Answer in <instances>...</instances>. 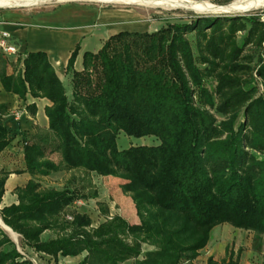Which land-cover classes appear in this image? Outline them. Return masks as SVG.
I'll return each mask as SVG.
<instances>
[{
	"label": "trees",
	"instance_id": "1",
	"mask_svg": "<svg viewBox=\"0 0 264 264\" xmlns=\"http://www.w3.org/2000/svg\"><path fill=\"white\" fill-rule=\"evenodd\" d=\"M65 68L70 97L45 53H29L18 72L0 70L6 93L43 99L46 132L23 147L31 180L18 205L0 210L20 249L79 264H190L220 225L264 236V19L259 15L193 16L154 33H119ZM1 62L5 64L4 60ZM31 115L34 106H29ZM6 113L0 106V119ZM220 118L221 120H217ZM120 135L156 145L117 146ZM0 126V154L9 146ZM56 155L58 162L49 157ZM65 172L81 189H42ZM116 178L139 224L114 216L91 229L64 213L91 188L90 175ZM9 173L0 172V204ZM90 197L95 198L94 192ZM107 216V210L102 209ZM56 233L42 242L41 235ZM0 264H32L0 230ZM154 251L142 253V246ZM210 264V263H209ZM221 264H238L232 257ZM264 264V263H262Z\"/></svg>",
	"mask_w": 264,
	"mask_h": 264
},
{
	"label": "crops",
	"instance_id": "2",
	"mask_svg": "<svg viewBox=\"0 0 264 264\" xmlns=\"http://www.w3.org/2000/svg\"><path fill=\"white\" fill-rule=\"evenodd\" d=\"M16 11L15 14L0 13V32H5L10 35L11 42L16 46L19 53L17 58H7L0 54V70L5 68L8 75L18 72L20 68V66L16 64L18 59L21 61L26 54L41 52L47 55L50 65L62 82V77L64 79H69L68 76H65V68L70 54L76 46H79V52L74 64V69L76 71H81L82 56L84 53L89 52L95 54L110 37L119 33H139L140 28L130 12L108 11L95 7L78 6L76 4H65L50 10ZM1 59L4 60L5 64L1 62ZM0 106L4 107L6 111L5 115L0 119V126L8 131L11 140L9 146L0 154V172L9 173L4 185V195L0 204L1 210L12 205H18L15 191L17 189H23L31 180L30 175L25 172L23 147L26 142H29L37 134L38 130L41 132L47 131L48 121L45 117L44 110L46 107L50 106V103L43 99H32L29 96H26L25 101L19 100L17 96L6 93L0 83ZM29 106H34L35 108V114L33 116L30 110L27 109ZM14 163L18 167L17 169L12 168ZM59 174L69 175L68 182H70L71 187L67 189L80 190L81 186L84 185H81L79 175L59 172L40 179L39 183L41 188L43 180L46 181V179L51 176ZM109 178L111 177L102 178L95 174H91V188H87L82 192V195L87 196V198L77 199L66 209L65 213L67 211L72 212V214L69 215L70 217L74 214L85 215L91 221L90 227H93L91 229L97 228L100 224L94 226L89 213H82L79 210L88 205L86 202H92L95 205V209L98 210L96 213L100 216L101 220H104L108 215H114L115 204L113 205V209H111L109 205V203H111L109 194L105 193V196L103 194L104 191L97 188L100 180ZM87 192L90 194L94 192L96 197H90V194H87ZM127 196L128 195H124L120 189L121 199H129L126 198ZM77 201L82 202L83 206L75 207L74 204ZM102 209L107 210V216L103 215ZM118 211L121 213L120 209H117V212ZM114 216L122 218L129 225L139 224L136 213L133 214L134 217L132 218V222H128L119 214H115ZM102 223H104V221ZM0 230L2 232L4 231L1 227ZM10 231L12 232V230ZM13 234L17 236V238H20L17 234ZM7 237L16 246L17 251L24 257L23 260H28L33 264L25 254V250L29 249L25 248L22 251L18 248L17 241L15 244L14 239L12 240L10 236ZM55 237V232L46 231L41 235L40 240L42 242H47L55 239ZM17 238L15 240H17ZM31 253L40 260H51L42 254H35L33 251H31ZM84 256L85 255H81L76 258L59 257L57 264H79ZM51 262L54 264L53 260H51Z\"/></svg>",
	"mask_w": 264,
	"mask_h": 264
},
{
	"label": "rangeland",
	"instance_id": "3",
	"mask_svg": "<svg viewBox=\"0 0 264 264\" xmlns=\"http://www.w3.org/2000/svg\"><path fill=\"white\" fill-rule=\"evenodd\" d=\"M193 2H208L212 5L219 6V7H227L229 6L234 0H189ZM65 4H76L78 6L83 7H95L103 10L108 11H121V12H130L135 18V22L139 25V33H154L168 24H174L177 22H188L193 16H219V15H200L194 12L189 11H163L159 9H150V8H143V7H136V6H127V5H115V4H100V3H90V2H66V3H56L51 2L48 4H43L35 7H27V8H0V13L4 12L5 14H15L16 10H50L56 8L58 6H62ZM259 15L262 19H264V7L259 9H251L243 14H234V15H227V16H236V15ZM62 84L67 92L68 97H70V79L63 78ZM217 120H221L217 118ZM151 146L156 145V141L152 138H144L141 140H136L133 138H127L124 135H120L117 139V146L118 148L125 150L129 146ZM51 160L54 162H58L59 158L56 155L50 157ZM13 169H17V165L14 163ZM69 175H53L50 178L46 179V181H42V188L48 189H57V190H64L70 186ZM123 184L122 181L116 178H109L105 180H100L98 182L97 188L99 190L108 193L110 198V208L113 209V205L115 206V210L113 214L121 215V217L125 218L128 222H132V218L135 214V209L132 205L131 199L129 196L122 200L120 197V186ZM68 185V186H67ZM87 194H90L87 192ZM122 201V203H121ZM125 202V203H123ZM88 205L79 209L82 213L87 212L91 217L92 223L94 226L99 225L103 222L100 219V216L96 213L98 212L95 209V205L92 202H86ZM121 203V204H120ZM117 209H120L117 212ZM74 210V209H73ZM72 210V211H73ZM74 212V211H73ZM72 212L64 213V217L71 215ZM131 217V218H130ZM6 236L9 234L6 231H3ZM11 238V237H10ZM20 238H17V245L20 249L19 244ZM258 244V250L255 249L253 234L250 232H246L243 230H237L232 228L229 225H220L215 227L211 234L210 239L206 246L198 251L196 257L191 261L190 264H221L222 260H228L229 257H232L233 260H236L238 264H262L264 263V236L261 237L260 243ZM154 248L143 245L142 246V253L152 252ZM25 254L27 257L33 262V264H53L51 260L42 259L40 260L34 254L31 253L29 250H25ZM84 255V254H83ZM82 255V256H83ZM124 264H130L124 263Z\"/></svg>",
	"mask_w": 264,
	"mask_h": 264
},
{
	"label": "bare ground",
	"instance_id": "4",
	"mask_svg": "<svg viewBox=\"0 0 264 264\" xmlns=\"http://www.w3.org/2000/svg\"><path fill=\"white\" fill-rule=\"evenodd\" d=\"M51 2H90L100 4H115L136 6L150 9H159L163 11H189L200 15H234L243 14L251 9L264 7V0H234L227 7H219L208 2H193L189 0H0V8H27L35 7ZM9 236L17 238L9 229L2 227Z\"/></svg>",
	"mask_w": 264,
	"mask_h": 264
},
{
	"label": "built area",
	"instance_id": "5",
	"mask_svg": "<svg viewBox=\"0 0 264 264\" xmlns=\"http://www.w3.org/2000/svg\"><path fill=\"white\" fill-rule=\"evenodd\" d=\"M0 54L3 57H7V58H12V57L17 58L19 55L16 46L11 42L10 35L5 33V32H0ZM74 206L75 207H82L83 203L80 201H77L74 204ZM113 217H114V215H108L103 221L104 222L110 221ZM66 221L71 222L72 217L67 216ZM90 228H93V227L91 226Z\"/></svg>",
	"mask_w": 264,
	"mask_h": 264
},
{
	"label": "water",
	"instance_id": "6",
	"mask_svg": "<svg viewBox=\"0 0 264 264\" xmlns=\"http://www.w3.org/2000/svg\"><path fill=\"white\" fill-rule=\"evenodd\" d=\"M219 16H224V15H219ZM0 227L2 228V227H5L2 223H1V221H0ZM6 228V227H5ZM14 243L16 244V241H14Z\"/></svg>",
	"mask_w": 264,
	"mask_h": 264
}]
</instances>
